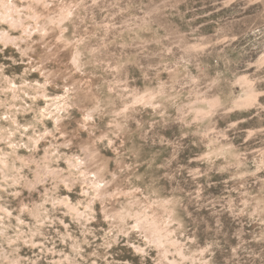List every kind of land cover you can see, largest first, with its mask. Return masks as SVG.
I'll return each mask as SVG.
<instances>
[{"label": "rangeland", "instance_id": "1", "mask_svg": "<svg viewBox=\"0 0 264 264\" xmlns=\"http://www.w3.org/2000/svg\"><path fill=\"white\" fill-rule=\"evenodd\" d=\"M0 264H264V0H0Z\"/></svg>", "mask_w": 264, "mask_h": 264}]
</instances>
